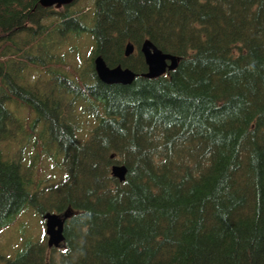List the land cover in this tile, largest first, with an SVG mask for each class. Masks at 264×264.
<instances>
[{
	"label": "trees",
	"instance_id": "obj_1",
	"mask_svg": "<svg viewBox=\"0 0 264 264\" xmlns=\"http://www.w3.org/2000/svg\"><path fill=\"white\" fill-rule=\"evenodd\" d=\"M54 7L0 0V228L74 211L59 246L23 237L1 264H264V0ZM145 38L176 67L142 75ZM97 53L137 74L101 81ZM43 158L57 182L29 168Z\"/></svg>",
	"mask_w": 264,
	"mask_h": 264
},
{
	"label": "water",
	"instance_id": "obj_2",
	"mask_svg": "<svg viewBox=\"0 0 264 264\" xmlns=\"http://www.w3.org/2000/svg\"><path fill=\"white\" fill-rule=\"evenodd\" d=\"M73 0H39L42 6H60L70 3ZM134 50V44L127 41L124 47L125 55ZM140 51L143 54L147 69L141 74L146 77H154L174 69L178 63L179 56L158 48L149 38H145L140 44ZM93 67L96 76L105 83H130L137 74L128 66L121 64L108 65L103 56L98 53L93 57ZM111 154L110 156H112ZM127 167L124 163L113 162L110 165V172L119 180H123ZM73 208L66 207L61 211L46 210L42 213L45 221V232L47 234L48 246H59L64 239V223L73 213Z\"/></svg>",
	"mask_w": 264,
	"mask_h": 264
},
{
	"label": "rangeland",
	"instance_id": "obj_3",
	"mask_svg": "<svg viewBox=\"0 0 264 264\" xmlns=\"http://www.w3.org/2000/svg\"><path fill=\"white\" fill-rule=\"evenodd\" d=\"M52 7L55 8L54 6ZM73 42L79 45L83 56L87 55L90 47L88 36L83 38L81 37L79 40H75ZM66 47V45L62 46V51ZM66 58L71 62L70 64L72 66H76L79 71L84 66V59L82 63H80V60L77 59L71 52L66 54ZM84 75H86V73H84ZM17 114L19 117H25L27 119H31L33 116V114L28 113L25 108H21L20 111L17 110ZM38 128L39 125L37 126V129ZM58 162H60V160H58ZM30 167L33 168L36 179H40L43 184L50 183V181L54 180V182H57L63 174L62 170H60L58 166L55 169L50 168L49 160L46 158L41 159L37 166L34 164L29 165V168ZM63 167L65 168L64 165ZM43 233L46 241L47 235L45 234L44 220L41 216H39L31 204L25 205V207L14 217L13 221L9 225L0 228V264L4 262L7 255H10L14 251V248L22 241L23 237L40 239Z\"/></svg>",
	"mask_w": 264,
	"mask_h": 264
}]
</instances>
